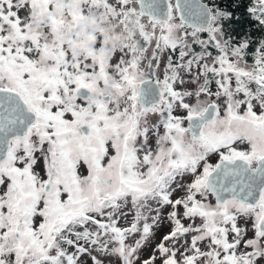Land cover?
I'll use <instances>...</instances> for the list:
<instances>
[{"label":"snow or ice","instance_id":"obj_1","mask_svg":"<svg viewBox=\"0 0 264 264\" xmlns=\"http://www.w3.org/2000/svg\"><path fill=\"white\" fill-rule=\"evenodd\" d=\"M0 264H264V0H0Z\"/></svg>","mask_w":264,"mask_h":264},{"label":"rangeland","instance_id":"obj_2","mask_svg":"<svg viewBox=\"0 0 264 264\" xmlns=\"http://www.w3.org/2000/svg\"><path fill=\"white\" fill-rule=\"evenodd\" d=\"M167 231H168V225L165 224L164 226L161 227L160 231L157 233V239H156V241H153V243L158 242L159 237H160L161 235H163V234H164L165 232H167ZM149 250H150V249H149ZM149 250H146L145 254H147V251H149Z\"/></svg>","mask_w":264,"mask_h":264}]
</instances>
